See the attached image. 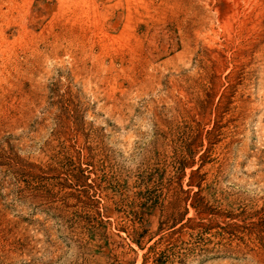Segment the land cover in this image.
<instances>
[{
	"label": "rangeland",
	"instance_id": "374dc122",
	"mask_svg": "<svg viewBox=\"0 0 264 264\" xmlns=\"http://www.w3.org/2000/svg\"><path fill=\"white\" fill-rule=\"evenodd\" d=\"M0 264H264V0H0Z\"/></svg>",
	"mask_w": 264,
	"mask_h": 264
}]
</instances>
